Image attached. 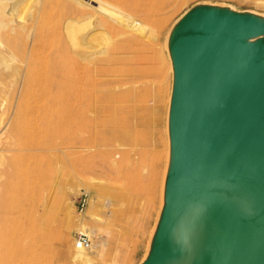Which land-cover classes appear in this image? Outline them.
<instances>
[{
    "label": "rangeland",
    "instance_id": "obj_1",
    "mask_svg": "<svg viewBox=\"0 0 264 264\" xmlns=\"http://www.w3.org/2000/svg\"><path fill=\"white\" fill-rule=\"evenodd\" d=\"M4 1L0 0V56H11L4 63L0 57V112L6 114L0 113V127L3 119L8 123L0 140V177L10 187L20 184L18 193H8L7 202L20 205L18 216L10 218V229L20 235L21 248L16 249H21V259L36 257L35 264H140L164 197L173 85L170 31L198 4L264 14V0H135L137 9L156 15L155 22L148 23L114 0H105L112 2L103 7L109 12L88 0ZM80 1L96 9L82 10ZM124 11L132 17H125ZM104 15L111 22L136 18L146 24V37L131 33L138 42L124 49L127 36H116L103 25L104 31L100 29ZM95 38L101 44H94ZM59 70L68 77H58ZM61 91L77 96L58 103ZM148 177L154 179L150 196L133 190ZM83 194L97 201L92 213L89 204L81 212ZM108 200L113 202L110 207ZM4 223L0 218V228ZM91 227L96 236H91L89 261L78 259L75 237L84 229L91 233Z\"/></svg>",
    "mask_w": 264,
    "mask_h": 264
},
{
    "label": "water",
    "instance_id": "obj_2",
    "mask_svg": "<svg viewBox=\"0 0 264 264\" xmlns=\"http://www.w3.org/2000/svg\"><path fill=\"white\" fill-rule=\"evenodd\" d=\"M167 49L163 205L140 264H264V14L198 4Z\"/></svg>",
    "mask_w": 264,
    "mask_h": 264
},
{
    "label": "bare ground",
    "instance_id": "obj_3",
    "mask_svg": "<svg viewBox=\"0 0 264 264\" xmlns=\"http://www.w3.org/2000/svg\"><path fill=\"white\" fill-rule=\"evenodd\" d=\"M4 1V0H3ZM71 1V0H70ZM89 2H93V3H95V4H98V5H100V6H102V8L103 7H107V8H109L110 7V3H112V2H106L105 0H88ZM115 1H117V2H119V3H122V4H124V5H126V6H128V7H131V8H133L134 10H136L139 14H140V16L143 18V22L144 23H148V21H151V22H155V19H156V15L153 13V11L152 10H150V9H145V8H141V9H137V7H135L134 6V1L135 0H114V2ZM152 1V0H151ZM5 2V1H4ZM113 2V3H114ZM117 2H115L114 4H116ZM78 4L77 5H79L81 8H82V10H88V7L89 8H91V6L93 5H91L90 3H88V2H77ZM149 3H151V2H149ZM114 4H112V6L114 5ZM145 4V3H144ZM213 4V3H212ZM218 4V3H217ZM1 5V4H0ZM117 5V4H116ZM147 5H151V4H147ZM119 6V5H118ZM153 6V5H152ZM3 7V6H2ZM1 7V8H2ZM5 7V6H4ZM98 7V6H97ZM117 7V6H116ZM148 7V6H147ZM101 8V7H100ZM107 8H103V10L104 9H106V11H108L109 9H107ZM4 9V8H3ZM92 9H96V8H91L90 10H92ZM98 9V8H97ZM113 10H115L114 9V6H113ZM119 10V7H117V10L116 11H118ZM237 10V9H236ZM89 11V10H88ZM98 11H100V9H98ZM239 11V10H238ZM1 12H3V11H1ZM70 12H71V10H70ZM91 12V11H90ZM94 12V11H93ZM97 12V11H96ZM96 12H94V13H96ZM102 12V11H101ZM109 12V11H108ZM125 12V11H124ZM49 13H50V11H49ZM118 13H120V12H118ZM97 14H98V12H97ZM103 14H104V12H103ZM111 14H112V12H111ZM111 14H109L108 13V15H111ZM116 14V13H115ZM131 14V13H130ZM130 14H128L129 16H131ZM157 14V13H156ZM96 15V14H95ZM93 13H92V16L93 17H97V16H99V15H97V16H95ZM107 15V14H106ZM117 15V14H116ZM119 15H122V14H119ZM119 15H117V16H119ZM126 15H127V13L125 12V17H126ZM127 15V16H128ZM155 15V16H154ZM64 16V15H63ZM89 16V15H88ZM91 16V15H90ZM90 16H89V18H90ZM92 16H91V19H93L92 18ZM113 16V15H112ZM112 16H110L111 18H113ZM3 17V16H2ZM100 17H103V15H101ZM99 17V18H100ZM104 17L105 18H100V23L101 24H99L100 25V29L103 27V26H105L106 28H108L113 34H115L116 36L118 35V34H120V35H125V36H127V41H125L126 43L124 44V49H126V50H128V49H131L132 48V46L134 45V44H137V40H135L133 37H132V34H134L135 32H138V33H136V36H137V34H140L139 36H141V37H143V36H145L146 37V32H144L145 30V25L146 24H144V23H140V22H138V20H135V19H133V18H130L129 17V19H126V20H119V19H117V20H119V21H117V22H111V21H109V19L107 18V16H105L104 15ZM109 17V16H108ZM114 17H115V15H114ZM122 17H124V15L122 16ZM132 17V16H131ZM4 18V17H3ZM118 18V17H117ZM128 18V17H127ZM91 19H90V21H91ZM114 19V18H113ZM115 19H116V17H115ZM124 19V18H123ZM78 20H80V19H78ZM111 20V19H110ZM81 21V20H80ZM84 21V20H83ZM89 21V22H90ZM113 21H115V20H113ZM92 22V21H91ZM159 22H161V20L159 21ZM81 23V22H80ZM158 23V22H157ZM82 24V23H81ZM92 24H93V22H92ZM122 25V28H120L121 27V25ZM1 25V24H0ZM79 25V24H78ZM86 25V24H85ZM96 25H98V24H96ZM95 25V26H96ZM101 25H103L102 27H101ZM2 26V25H1ZM86 27H88V25L86 26ZM2 28H3V26H2ZM82 28H83V26H82ZM104 28V27H103ZM102 28V29H103ZM4 29V28H3ZM88 30V29H87ZM98 30V29H97ZM102 31V30H101ZM103 31H104V29H103ZM102 31V32H103ZM0 32H1V28H0ZM89 32V31H88ZM134 32V33H133ZM171 32V31H170ZM11 33V32H10ZM104 33V32H103ZM132 33V34H131ZM94 34V33H93ZM92 34V35H93ZM96 34H98V33H96ZM32 35H33V33H32ZM31 35V36H32ZM102 35V34H101ZM135 35V34H134ZM100 38H99V37ZM104 36V35H103ZM30 37V36H29ZM28 37V38H29ZM140 37V38H141ZM13 38V37H12ZM96 38H98V39H100L101 40V36L100 35H97L96 36ZM94 39L93 40V42H94V44H101V42H98L97 40L98 39ZM96 40V41H95ZM81 41V40H80ZM79 41V42H80ZM102 41V40H101ZM52 42V41H51ZM79 42L77 43V44H79ZM97 42V43H96ZM41 44H42V42H41ZM52 44V43H51ZM2 46V45H1ZM33 46V45H32ZM31 46V47H32ZM100 46H102V45H100ZM3 47H4V45H3ZM30 47V46H29ZM28 47V48H29ZM36 47V46H35ZM37 47H39V46H37ZM36 47V48H37ZM42 47V46H41ZM2 48V47H1ZM50 48V47H49ZM162 48H164V47H162ZM2 49H5V48H2ZM35 49V48H34ZM8 50V49H7ZM29 50V49H28ZM32 50V49H31ZM39 50V49H38ZM163 50V49H162ZM36 51H37V49H36ZM164 51V50H163ZM162 51V52H163ZM2 52V51H1ZM9 52H11V51H9ZM35 52V51H34ZM6 54V53H5ZM13 54V53H12ZM163 55H164V53H162ZM169 54V53H168ZM7 55V54H6ZM10 55V54H9ZM8 55V56H9ZM3 56V55H2ZM5 56V55H4ZM3 56V57H4ZM8 56H6V57H8ZM11 56V55H10ZM14 56V55H13ZM165 56H166V54H165ZM164 56V57H165ZM1 57V56H0ZM6 57H4L5 59H6ZM28 57V56H27ZM170 58V57H169ZM1 59H2V57H1ZM4 59V60H5ZM12 58H9L8 60H11ZM16 59V58H15ZM3 60V59H2ZM4 60L3 61H1L2 63H4ZM13 60H14V58H13ZM165 60V59H164ZM6 61H7V59H6ZM167 61V58H166V60H165V63H166V66H167V69H168V71H169V73H170V67H171V71H172V66H170L169 67V63H168V61ZM13 62V61H12ZM17 62V61H16ZM8 63V62H7ZM18 64H20V63H18ZM23 64V63H22ZM0 65H1V63H0ZM3 65V64H2ZM25 65V64H24ZM170 65H171V61H170ZM10 66V65H9ZM23 67V66H22ZM6 68V67H5ZM10 68V67H9ZM8 68V69H9ZM24 68H25V66H24ZM13 69V68H12ZM17 69V68H16ZM19 69V71H20V68H18ZM17 69V70H18ZM6 70V69H5ZM14 71V70H13ZM18 71V72H19ZM17 73V72H16ZM15 73V74H16ZM23 74V73H22ZM19 75V74H18ZM23 76V75H22ZM57 76L58 77H60V78H67L68 77V75L65 73V72H63V71H61V70H59L58 71V73H57ZM171 79H172V77H171ZM21 80V79H20ZM56 81H59V79H57ZM20 83H21V81H20ZM39 83V82H38ZM57 83V82H56ZM19 85V84H18ZM172 85V84H171ZM21 87V86H20ZM19 90H20V88H19ZM18 93H20L19 91H17ZM9 95H10V93H9ZM19 95V94H18ZM76 96H77V94L76 93H73L72 91H70V92H68V93H63L62 91L61 92H59L58 93V96L56 97V98H58V103H66V102H69L70 100H73V99H75L76 98ZM17 97V96H16ZM171 97V96H170ZM17 99V98H16ZM105 99H107V98H105ZM110 99V98H109ZM42 100V99H41ZM111 100H112V98H111ZM44 101V100H43ZM107 101V100H106ZM108 101H110V100H108ZM169 101H170V98H169ZM5 102V101H4ZM6 102H8L7 100H6ZM14 102H16V101H14ZM7 105V104H6ZM38 105V104H37ZM8 106V105H7ZM7 106H3V107H7ZM102 107V106H101ZM6 109V108H5ZM14 110V109H13ZM12 110V111H13ZM3 111V110H2ZM168 111H169V107H168ZM5 112V111H4ZM0 113H3V112H0ZM6 113V112H5ZM12 114V113H11ZM2 115V117H3V115H6V114H1ZM1 117V118H2ZM11 118V117H10ZM9 118V119H10ZM1 120V119H0ZM12 120V119H11ZM126 121V120H125ZM2 125H3V127H2V130H1V127H0V130H1V132H0V140H1V138H2V135L6 132V130H7V128H8V123L3 119V121H2ZM8 131V130H7ZM165 135V134H164ZM4 137V136H3ZM12 138V137H11ZM8 141V140H7ZM10 141H11V139H10ZM9 142V141H8ZM9 144V143H8ZM94 147H92V148H88V149H93ZM167 149V148H166ZM165 155V154H164ZM115 164V163H114ZM166 168V167H165ZM145 170H146V168H145ZM141 172L142 171H140L139 173L141 174ZM155 172V171H154ZM138 174V173H137ZM166 174V173H165ZM144 176V175H143ZM142 176V177H143ZM166 176V175H165ZM120 177H121V175H120ZM146 177V176H145ZM135 178V177H134ZM137 178V177H136ZM120 180H121V178H120ZM146 180V179H145ZM148 182L146 183V184H140V183H137V184H135V183H131V184H135V185H133V190H135L136 192H138V193H140V194H142V195H144V196H150L151 195V193H152V191H154L153 190V186H154V179L152 178V179H150L149 177H148ZM151 180V181H150ZM102 181V180H101ZM106 181V180H105ZM105 181H103V182H100V184H102V183H105ZM124 181V180H123ZM141 181V180H140ZM139 181V182H140ZM143 181H144V178H143ZM142 182V181H141ZM161 182V181H160ZM113 183V182H112ZM111 183V184H112ZM163 183V182H162ZM15 184V183H14ZM107 184V183H106ZM106 184H103V185H106ZM120 184V183H119ZM10 184H9V182H7L6 181V179H5V177L3 176V177H0V218L1 219H3L4 221H5V223H4V227H2V228H0V264H35L36 263V261H37V259H36V257H24L23 259H21V249H19V250H17L16 248H21V243H20V235H19V233L18 232H11V227L13 226V224L11 225L10 224V218H12L13 216L12 215H17L18 213H19V208H20V205H19V202L18 203H14V204H11V203H8L7 202V197H9L8 196V193L9 192H13L14 190L18 193L19 191H20V188H19V185H17V187H13V186H9ZM108 185H110L109 183H108ZM123 185V184H122ZM122 185L120 186V187H122ZM126 185V184H125ZM112 186V185H111ZM114 186H115V184H114ZM114 186H112V187H114ZM117 186V185H116ZM116 186H115V188H116ZM104 187V186H103ZM160 187V186H159ZM106 188V187H105ZM117 188H118V186H117ZM103 190V189H102ZM126 190V189H125ZM159 190H160V188H159ZM129 191V190H128ZM103 192H105V191H103ZM14 194V193H13ZM18 195V194H17ZM102 195V194H101ZM16 196V195H15ZM19 196V195H18ZM17 196V197H18ZM106 196H104L103 197V199L105 198ZM13 198V197H12ZM108 198V197H107ZM106 198V199H107ZM15 199V198H14ZM105 200V199H104ZM15 201H16V199H15ZM14 201V202H15ZM19 201H21V199L19 200ZM162 205H163V198H162ZM96 203H97V201H96V199H94V198H92V199H90L89 200V205H90V212L92 213V209H94L95 208V205H96ZM106 203V205L108 206V207H110L111 206V204L113 203H111V201L110 200H108L107 202H105ZM105 205V206H106ZM162 205H161V207H162ZM161 209V208H160ZM7 214H9V215H11V217H6V215ZM18 216V215H17ZM91 217H92V219L96 222L97 220H99L98 219V217L97 216H95L94 214H91ZM15 219H17V218H15ZM100 221V220H99ZM98 221V222H99ZM12 222V221H11ZM2 223V222H1ZM14 223V222H13ZM13 228V227H12ZM92 228V227H91ZM87 228V229H89V231L91 232V233H89L88 231H85L86 229H84V232H86V233H88L90 236H92V234L93 235H95L96 236V232H95V230L92 228ZM20 229H21V227H20ZM16 230H17V228H16ZM82 230H83V228H82ZM155 229H153L152 231H151V238H154V233H155V231H154ZM16 246V247H15ZM76 251H77V255H76V257H78V259H85L86 261H89V258H88V256H87V254H88V252L87 251H84V250H79V249H77L76 248ZM147 253H150V246H148V249H147ZM147 256H148V254H146ZM146 256V257H147ZM26 258V259H25Z\"/></svg>",
    "mask_w": 264,
    "mask_h": 264
},
{
    "label": "built area",
    "instance_id": "obj_4",
    "mask_svg": "<svg viewBox=\"0 0 264 264\" xmlns=\"http://www.w3.org/2000/svg\"><path fill=\"white\" fill-rule=\"evenodd\" d=\"M89 204L88 194H83L80 197L79 207L83 212ZM75 246L79 250L90 251L93 248V241L91 236L86 232H79L75 237Z\"/></svg>",
    "mask_w": 264,
    "mask_h": 264
}]
</instances>
